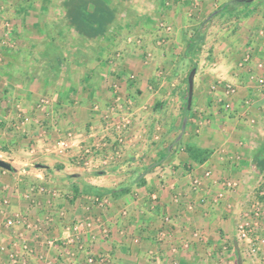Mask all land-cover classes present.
Masks as SVG:
<instances>
[{
  "label": "crops",
  "instance_id": "crops-1",
  "mask_svg": "<svg viewBox=\"0 0 264 264\" xmlns=\"http://www.w3.org/2000/svg\"><path fill=\"white\" fill-rule=\"evenodd\" d=\"M88 1L87 5L93 3ZM252 4L249 12L260 16V23L264 24V2ZM55 6L64 8L63 16L58 14L55 21L58 27L44 18L25 24V27H13L12 37L19 41L18 54L15 55L23 56L7 55L6 65L0 66V112H6L5 107H12V112L16 113L19 102L25 104L28 99L37 101L50 97L54 99L50 109L64 120L61 128L65 136L73 134L79 142L83 138L84 148H93L106 137L104 150L98 155H85L87 165H84L79 163L83 146L65 155H53L47 151L51 146L44 145L45 140L36 137L34 141L40 144V150L42 147V160L49 164L38 165L40 158L32 155L36 144H31L33 163L29 161L28 153L23 159L18 153L10 156L14 170L3 172L0 168V188L7 177L13 178L15 174L24 176L26 182L33 179L44 185L53 178L57 180L59 195L56 197L59 198H53L55 222L43 227L45 235L65 238L68 226L88 215L103 219L110 228V235L105 239L96 231L95 234L99 235L97 241L89 234L85 235L86 253L79 252L73 258L59 243L54 249L46 248L37 254L44 255L52 264H85L87 254H104L111 257L112 264H144L151 252L154 255L150 264H218L211 262L217 260L212 251L216 253L223 249L222 254H225L224 250L229 251L227 257L237 264L239 255L243 258L242 264H249L241 251L244 244L238 245V253L236 240L233 249H229L225 238L226 231H232V226L241 222L255 197L258 181L264 180V88L250 80L246 69L238 70L235 66L233 72L222 78V70H227L226 63L218 69L210 68L209 73L217 75V82L235 86L238 93L229 97L220 85L215 92L208 91L199 97L196 94V102L188 115L186 127H183L185 111L167 104L159 93H147L141 79H137L135 93L128 90L123 78L131 69L130 65L128 69L125 67V60L131 55L136 56L134 50L129 57L122 59L123 67L119 62L111 61L108 55L113 46H119L115 42L119 29L111 28L112 23L103 28L96 22L87 26L80 13L82 4L73 7L76 15L70 12L71 8L67 10L65 0ZM90 7L82 10L91 11ZM240 15H243L242 11ZM91 16L85 17L94 20ZM16 17L14 19H18ZM256 30L257 25L249 33V36L254 33L259 46L253 45L255 59L262 56L261 49L264 48V38L257 35ZM66 39L71 44L67 45ZM246 48L245 45L243 51ZM6 50V45L0 43V52ZM254 62L252 66H255ZM22 68L25 74L29 71V81L19 79ZM50 72L53 75L49 76ZM126 101L135 102L134 111L131 110L133 125L128 140L121 144L115 131L107 134L102 126L105 115L110 113L109 107L123 106ZM26 106L22 109L24 114L28 112V104ZM146 107L150 109L148 112ZM44 134L39 135L44 137ZM17 164L31 165L34 169H22L15 166ZM45 170L49 172L43 174ZM230 182H237L238 187H228ZM14 191L0 193V197L4 194L3 197H8L10 202L0 209V231L6 230L0 244L9 245L10 238L16 240L11 236L16 231V235L29 236V242L35 247L33 231L21 226L14 228L13 232L5 229L7 217L13 218L21 213L34 220L43 208L40 203L29 206L21 193L16 191L14 194ZM100 195L111 201L110 206L102 210L103 214L88 201L89 197ZM124 207L129 213L123 217L120 210ZM162 226L173 236L163 242L165 244L155 240ZM186 243L190 245L188 249H184ZM31 259L37 260L35 256Z\"/></svg>",
  "mask_w": 264,
  "mask_h": 264
},
{
  "label": "rangeland",
  "instance_id": "rangeland-1",
  "mask_svg": "<svg viewBox=\"0 0 264 264\" xmlns=\"http://www.w3.org/2000/svg\"><path fill=\"white\" fill-rule=\"evenodd\" d=\"M61 1L62 0H0V43L4 44V46L6 45L7 48L5 52H0L1 67L6 65L5 58L11 56L13 52H18L19 48V41L12 37V35H9V32H12L9 30H12L14 26L25 27V24L29 25V23L37 21L38 18H44L47 22L49 21L52 23L53 26L56 25L55 27H58L55 21H57L58 14L62 15L64 13V8L55 5L57 3L59 4ZM65 1L67 2L68 0ZM231 1L234 0H111L108 6L109 12L113 13L112 16L114 18V23L110 26L111 28H115V30L119 29L115 40L119 46H113L111 48L112 51H110L108 54L110 60L119 62L121 64L120 66L123 67L124 63L122 62V59L129 57L133 50L134 54L136 55H131L132 57L130 56V59H124L127 63L125 67L128 69V65H130L129 69H131V73L129 72V75L124 76L123 78V82L128 84V90L132 93H135L134 86L138 83L137 79L139 78L141 81L145 82L144 88L146 89L144 90H146L147 93L150 95L159 93L163 99H166L165 101H167V104H170L176 109L180 108V111H184L189 92L187 78L194 65L197 66V74L195 76V79L197 77V83L194 81L193 106L196 102V94L197 97H199L202 93L204 94L208 91L215 92V89H217L220 85L222 89H224V92L226 91V86L229 83L225 82L220 84V82H217V79L215 78L217 75L215 73H209L210 68L212 70L218 69L219 67L224 66V63H226L227 70H222V78L225 76L227 77L231 72H233L235 66L238 67V70H248L247 72L250 74L251 69H255L254 66L251 69H249L250 67L241 69L239 64L248 53L253 54V61H258L264 57L263 48L261 49V52L263 53L262 56L259 55V57L257 56V59H255L254 53H256V50L254 49L253 45H257V43L255 41L254 33L249 36L250 30H253L257 25V35L259 34L260 37L264 38V24L260 23V16L257 17L255 14L251 15V12H249L252 3L244 5L249 7L248 9L244 8L243 6L236 8L229 6L230 8L228 7L227 10L218 12L219 8L223 4L229 3ZM254 2L263 3L264 0H255ZM92 5L93 4H84V7H90ZM241 11L243 15H240ZM15 15H17L16 18L18 19H14ZM199 27H201L202 37L201 39H196L195 33ZM59 28L61 27L59 26ZM167 28H170V30ZM260 32L262 34H260ZM54 39L56 40V36ZM65 43L67 45L71 44L69 39H66ZM245 45L247 48L243 51ZM148 48L149 50H147ZM19 55L23 56V54ZM19 59L20 57L18 60ZM24 59L22 58V60ZM130 61L133 62L128 63ZM22 63L26 64L25 62ZM117 66H119V64H117ZM22 71L23 78L19 77V79L21 78L22 80L29 81V71H26L27 74H25V69L22 68ZM42 72L44 71L42 70ZM206 72H208V77L205 75ZM4 75L5 74L2 76ZM48 75L51 76L53 74L50 72ZM26 88L29 91L28 83ZM234 88L236 87L234 86ZM260 88H264V86ZM237 93L238 89H236L235 95H237ZM53 100L54 99L50 97H43L37 101H35V99H33V101H29L28 99L25 104H22V102L17 103L20 104V108H16V111L19 109L18 112L15 111L16 113L12 112V107H5L6 112H0V159L9 162L14 167V165L11 163V160H9L10 156H16L18 153V157L23 159L24 157L26 158L28 156V153L29 161L32 160V155L36 154L40 158V163L38 164L39 166L48 165L49 163L47 164L46 160H42V147L40 150L38 147L40 144H37L36 141H34V138L36 137H39L43 141L45 140L44 145H49L51 148L57 145L60 141H68L71 145H73L74 148L83 146L82 150L84 149L85 141L83 138L80 139L82 141L79 142L77 137L73 134H66V136L64 135L65 131H63L61 128V125L64 121L63 118L57 116V114L54 113V111L52 112L50 109V107H53ZM26 104H28V114H24L22 110L23 108H27ZM122 105L124 106L123 109H116V111L109 115L108 118L105 115V123H103L102 127L105 128L108 122L116 126L117 124H124V120L130 121L127 129H124L122 131L123 134L119 136L123 138V143L121 144H124L130 128L133 125V122L131 121V114L134 111L133 106H135V102L126 101ZM111 107H109V109ZM131 110L133 111L131 112ZM145 110L148 112L150 109L146 107ZM106 120H108V122ZM207 122L208 121L205 123ZM205 123L204 125H206ZM161 124L162 126L164 125V123ZM111 130L112 129H110V131L105 129L104 132L109 134L112 133ZM37 131H39V134L44 132L45 134L42 135L44 137H41L39 134L37 135ZM48 132L50 135H48ZM107 134H103V136H106ZM116 135L117 132L115 133V137H117ZM116 139L119 140L118 137ZM105 140H103L104 142L99 141V143L94 145L101 147L98 149L93 147L91 153L92 155L101 154V151L104 150L102 147H104L103 144L105 143ZM132 140H135V138L133 137ZM31 144H36L33 146L35 149L33 150L32 155L30 153L31 148L29 147ZM73 150L71 148V150H69L67 153ZM51 154L59 155L55 153ZM82 154H84V152ZM31 162L33 163V161ZM15 166L19 167L21 165L17 164ZM21 168H27V170L34 169V167L31 165H28V167L22 165ZM51 168L55 169L56 167L51 165ZM2 170L3 172H8L7 170ZM48 172L49 170H45L43 171V174ZM12 176L14 177H7L8 180H4L3 185L0 188V193L14 189L15 191L13 193L16 194L17 192H20L21 196L25 199L29 206L40 203V206L44 208L39 211V216H35L34 220L35 223L37 222L38 226L33 228L35 231H33V233L38 234L39 232V236L43 240V243H35L37 251L41 253L43 249H48L47 245L49 241L57 239L45 235V229H43V227L46 225L49 226L55 222V215L52 212V206L55 204L53 201L59 197L55 198L54 196H46L47 194L43 196L40 192V187L44 186L48 189V191H52L59 195L58 184L56 182L57 180L52 178V182L47 181V183L44 185V183L41 184L39 182H34L33 179H29V181L26 182L23 179L24 176L22 175L15 174ZM263 181H258L256 187H264ZM255 192L256 190L254 191V194ZM38 194L41 196L37 197ZM3 195L4 194H1L2 197H0V209H3L5 204L7 205L10 203L9 198L6 196L3 197ZM8 196L10 197V194H8ZM95 197H99L100 199L105 198L107 201L109 200V204L106 206L100 207L97 204V206L95 205L97 208H99V210H101V214H103L102 210H105L107 207H109L111 201L109 197L105 195L94 196L92 198L89 197L88 201L93 204ZM128 213L129 211L125 207L120 210V215L123 217L128 216ZM2 216L6 215L3 214ZM86 217H90V219L94 221L96 219L101 220V222L106 224L103 219L95 217V215H88ZM8 218L10 217H7L6 220ZM72 226L73 223L67 228L68 236L69 234L71 236ZM232 227L235 229L234 233L236 234L237 224ZM233 228L232 231H226L227 237L225 238V244L229 249L232 248L234 240L238 242L237 237H235V234L232 233ZM5 229L13 232L14 228L10 229L7 227ZM160 230H166L170 233V230L164 228L163 226ZM5 231L6 230L0 231V238L4 236L3 232ZM15 232L11 233L13 234L11 236H14L16 239L14 241H16V245H18L17 251L23 252L24 250L22 249L24 245H29V236L25 237L23 234L16 235ZM159 232L160 231L157 232L155 240L157 243L161 244L162 242L158 241ZM26 234L28 235L29 232ZM100 234L103 238H105L102 232ZM96 236L97 237L95 241L99 239V235ZM261 236L264 239V234ZM241 243L243 242H238V245L240 246ZM96 244L97 243L94 244V247ZM77 248L78 245L74 243L72 246H69L70 250L68 251L75 252ZM87 248L88 245L86 244L85 240L83 244L84 250L82 252L86 253ZM205 248L207 247L205 246ZM241 248L244 257L249 260V264H264V255L261 253L257 254L256 256L249 254L245 244ZM201 249H203V247ZM212 252L213 256H215L214 258L217 259H213L214 261L211 260L212 263L230 264L232 261L231 264H237V261L231 260L227 257L229 251L224 250L225 254H222L223 249H219V251L216 253L215 251ZM216 254H218L219 257H217ZM87 255H89L88 257L93 258L98 256L105 257L107 258L106 264H112L113 262L112 259H110L111 257L104 254H99L98 256L90 254ZM153 255L154 254L151 252V254L147 256V261L144 264H150V262L153 260ZM73 257L74 256H72V258ZM31 258L32 257H30V261H28L29 264L35 263V261H32ZM203 261H205V259ZM85 264H87V261Z\"/></svg>",
  "mask_w": 264,
  "mask_h": 264
},
{
  "label": "built area",
  "instance_id": "built-area-1",
  "mask_svg": "<svg viewBox=\"0 0 264 264\" xmlns=\"http://www.w3.org/2000/svg\"><path fill=\"white\" fill-rule=\"evenodd\" d=\"M170 30V28H167ZM260 34H262L260 32ZM253 63V54L248 53L241 63L239 64V67L242 69L248 68L251 69L252 63ZM254 70L251 69V73L249 74L250 80L255 82L258 86L263 87L264 86V57L259 59L258 61L254 62ZM258 70V71H257ZM236 93V88H234L233 85L228 84L226 86V91L225 94L231 97L232 95H235ZM123 106H112L109 110L110 113L106 116L107 118L109 115L113 114V112L116 111V109L120 110L123 109ZM108 122V120H106ZM124 124H117L114 126V124H110L109 122L107 123L105 129L109 130L112 129L111 131L115 130L117 132V135L121 136L123 134V130L127 129L128 124H130V121H125L123 122ZM119 140L117 141L119 143H123V138L118 137ZM106 137L104 138V140ZM104 146V145H103ZM95 149L100 148L101 146H94ZM75 149L73 145H71L68 141H60L57 145H55L53 148H48L47 151L50 153H56L59 155H63L64 153H67L69 150ZM77 148V147H76ZM54 150V151H53ZM84 154L81 155L79 158V163H82L84 165H87V162H85L86 156L84 155H90L92 153V147H86L82 150V153ZM207 176L210 175V173L206 174ZM199 183V182H198ZM228 187L236 189L238 187L237 182H230L227 184ZM40 192L44 196H54L56 197V193L52 191H48L47 188L44 186L40 187ZM178 202V200H176ZM94 205H99L100 207L106 206L109 204V200L107 201L105 198L100 199L99 197H95L93 200ZM96 205V206H97ZM125 215V212H124ZM4 226L10 229H13L17 226L24 227L26 230L29 231H34L33 228H35L37 225V222L35 223V220H31L27 216L23 214H17L13 218H8L7 220L5 219ZM41 227V226H40ZM37 229V228H36ZM72 229V231H71ZM71 236L69 234L68 237L63 238V239H56V240H51L48 242V250L54 249L56 247V244L59 243L64 247H67L68 250L69 246H72L74 243L78 245V248L75 252H70L67 251L69 255L75 256L78 255L79 252H82L83 249V244L85 241V235L89 234L93 240L96 239V231L99 233H103L105 238H108L110 235V230L107 227V225L104 222H101V220L96 219L91 220L90 217H83L78 219L73 223V226L71 227ZM100 229V230H98ZM35 232V231H34ZM236 237L238 239V242H243L247 246L248 253L256 256L257 254L261 253L264 255V239L262 238V234H264V187L260 186L259 188L256 189L255 192V197L252 198L251 202L249 203L246 212L243 214L241 222L237 226L236 230ZM38 234L34 233V242L36 244L42 242V238H40ZM171 233L168 231L160 230L158 234V241L159 242H166L168 240L172 239ZM30 241V240H29ZM14 242V243H13ZM20 243V242H19ZM17 242L14 241L13 239L10 240L9 245H0V252H6L8 253L9 261L10 264H29L28 261H30V257L35 256L37 259L34 264H52V261L48 260L45 258L44 255L37 254V250H35V247L32 246V244L29 242V245H24L23 252H18L16 245ZM189 243L184 244V249L189 248ZM172 247V246H171ZM74 249V248H73ZM172 251L176 252V248L172 247ZM264 258V256H263ZM107 258L98 256L96 258L93 257H88L87 258V264H106Z\"/></svg>",
  "mask_w": 264,
  "mask_h": 264
},
{
  "label": "trees",
  "instance_id": "trees-1",
  "mask_svg": "<svg viewBox=\"0 0 264 264\" xmlns=\"http://www.w3.org/2000/svg\"><path fill=\"white\" fill-rule=\"evenodd\" d=\"M255 0H234V1H231L229 3H225L223 4L219 10V11H225L228 9L229 6L231 7H239V6H243L244 8L248 9L249 7L247 6H244L245 4H248V3H253ZM92 6H91V11H87V12H84L82 10V8L84 7V4H89V1L88 0H68L67 2L65 1V5L67 7V10L70 11V12H74V14L76 15L77 13H75V11L73 10V7H75L76 4H82V8H81V15H83V19L84 20L83 22L87 25V26H90L92 24V22H96L99 24V27L100 28H103V26H108L109 23H114V18H113V13L109 12V6L108 4H110L111 0H92ZM236 4V5H235ZM87 7V6H86ZM84 7V10L85 8ZM71 8V9H70ZM230 8V7H229ZM70 9V10H69ZM232 10V9H231ZM89 14H91V18H94V20H89L88 18L86 19L85 16H89ZM8 31V30H7ZM9 31H12L10 32V36L12 35L11 33H13V29L9 30ZM201 27H199L197 30H196V33H195V37L196 39H201ZM5 41V40H3ZM22 52V51H20ZM13 55H11V57H15L17 58L19 55H15V54H18L17 52H13L12 53ZM193 69H196L197 70V66L194 65V67L190 70L189 74H188V77L191 73V71ZM187 81H188V78H187ZM188 91H189V88H188ZM188 97H187V100H186V104H185V107H184V111H185V120H186V123H187V118H188V115L191 113L192 111V106H193V100H192V103H191V107L188 108ZM184 120V121H185ZM184 124V123H183ZM185 127H186V124H185ZM4 243H1L0 245H2ZM5 245V244H4ZM0 264H10V261H9V257H8V253L6 252H0Z\"/></svg>",
  "mask_w": 264,
  "mask_h": 264
},
{
  "label": "water",
  "instance_id": "water-1",
  "mask_svg": "<svg viewBox=\"0 0 264 264\" xmlns=\"http://www.w3.org/2000/svg\"><path fill=\"white\" fill-rule=\"evenodd\" d=\"M197 74V70L196 69H193L188 77V87H189V92H188V108L191 107V103H192V100H193V94H194V81H195V76ZM185 124H186V120L184 121V124H183V127H185ZM0 168L4 169V170H7V171H13L14 168L13 166L9 163V162H6L2 159H0ZM235 246H236V249L238 250V253L240 252L239 250V247H238V242L235 241ZM238 263L239 264H242V257L239 255L238 257Z\"/></svg>",
  "mask_w": 264,
  "mask_h": 264
}]
</instances>
